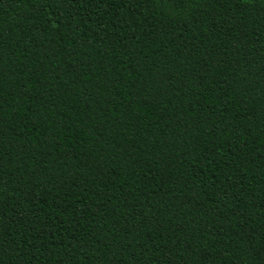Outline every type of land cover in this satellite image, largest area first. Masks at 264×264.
Wrapping results in <instances>:
<instances>
[{"label":"trees","instance_id":"obj_1","mask_svg":"<svg viewBox=\"0 0 264 264\" xmlns=\"http://www.w3.org/2000/svg\"><path fill=\"white\" fill-rule=\"evenodd\" d=\"M0 264H264V0H0Z\"/></svg>","mask_w":264,"mask_h":264}]
</instances>
